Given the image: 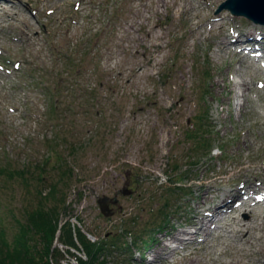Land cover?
I'll use <instances>...</instances> for the list:
<instances>
[{"label": "rangeland", "instance_id": "obj_1", "mask_svg": "<svg viewBox=\"0 0 264 264\" xmlns=\"http://www.w3.org/2000/svg\"><path fill=\"white\" fill-rule=\"evenodd\" d=\"M223 1L1 0L0 243L15 244L59 180L67 200L54 241L59 264L88 260L80 232L103 244L106 264H150L146 246L160 251L151 264H264V216L251 243L230 231L229 214L251 220L244 207L175 252L161 250L164 232H155H178L246 182L264 187V66L220 43L232 27L255 23L217 13ZM102 25L106 38L86 55V74H68ZM103 195L118 196L107 215ZM69 227L73 246L62 235ZM36 233L29 228V243L42 250Z\"/></svg>", "mask_w": 264, "mask_h": 264}, {"label": "trees", "instance_id": "obj_2", "mask_svg": "<svg viewBox=\"0 0 264 264\" xmlns=\"http://www.w3.org/2000/svg\"><path fill=\"white\" fill-rule=\"evenodd\" d=\"M118 11V10H117ZM117 16V12H113V14L108 19V27L112 28L115 25V18ZM107 27L102 25L101 28L97 31L96 35L92 38V41L87 40L88 49L83 54L77 62H70L68 74H73L74 77H81L86 74L88 71V63L85 58L88 53H91L93 48L99 46L100 43H104L105 35L107 34ZM72 55L68 56V59H71ZM65 79L62 82V85L57 86L58 90L64 86ZM43 85L46 86L44 82ZM41 83V84H42ZM79 83V82H78ZM38 84V83H37ZM81 84V83H80ZM80 84H77L78 87ZM44 86V87H45ZM48 88V86H47ZM81 88V87H80ZM79 88V89H80ZM43 90V89H42ZM83 93H89L92 97L97 98V93L93 91L94 89H90L91 91H87V89H80ZM95 94V95H94ZM81 95V94H80ZM204 119L201 120L202 126H205ZM198 132V129H196ZM197 135V134H196ZM212 135V134H211ZM64 162H58V167H63ZM56 166V165H55ZM66 169H60L59 176L64 179H60L64 181V186H67V180H69V174H67ZM70 172V170L68 171ZM58 180V179H57ZM178 181L177 183H180ZM176 189H182L180 185L175 186ZM44 190H41L42 193ZM40 193V194H41ZM57 193V195H55ZM66 196L63 191V187L59 186V180L56 182H50L48 186L47 192L44 195H40L38 198L39 207L33 209L28 212V227L31 229H36V234L39 237V243L42 245V250H39L36 244L29 243L28 233L29 228L22 227L21 232L16 237L15 244L10 246L7 242V239L2 236L4 234L3 230H0V234H2L1 243H0V264H59L57 254H60L56 247L54 246L55 238L57 237V232L60 229V219L59 209L63 207L65 209L66 204ZM52 204V205H51ZM63 226V225H62ZM3 232V233H2ZM79 239L83 246L85 247L88 255V260H83L79 258V264H106V259L102 257L103 255V244L91 242L83 232L79 233ZM64 237V243L69 246L75 245L71 227L65 230V234H62ZM60 234V237L62 236ZM32 248H35V252L32 251ZM69 252V251H68ZM56 258V261H53V258Z\"/></svg>", "mask_w": 264, "mask_h": 264}, {"label": "bare ground", "instance_id": "obj_3", "mask_svg": "<svg viewBox=\"0 0 264 264\" xmlns=\"http://www.w3.org/2000/svg\"><path fill=\"white\" fill-rule=\"evenodd\" d=\"M207 4V2H205ZM202 7H200L201 9ZM1 11V9H0ZM221 16H217L216 20H221ZM200 27V25L198 26ZM232 29L237 31V36L239 37H235L234 39H231L230 42H228L227 40H221L220 43L221 45L225 46V48L229 47L231 43H235V42H239V41H243V39H245V42L247 41L248 43H254L252 41L257 40L261 41L262 37H264V35L262 37H260L259 39H255L256 36V32L261 31L264 33V28L261 25L260 28H258V26L256 27V24L254 27L250 28V30L248 29H244L243 27L240 26H235L232 27ZM230 29V31L232 30ZM238 29V30H237ZM255 30V31H254ZM233 37V35L231 36ZM241 37V39H240ZM247 37V38H245ZM246 44V43H245ZM255 47V43L253 45ZM257 48V47H256ZM257 50V49H256ZM244 52V48H240V52ZM253 52L255 51V49H248L247 52ZM23 67L19 68V71L22 70ZM244 87H249V83L248 82H244L243 83ZM246 185V189H248L250 195L247 199L244 200V208L243 211L251 214V220H243V219H235V216L232 215H228V219L230 220H234V225H231L230 223V231L237 236V238L243 242V243H251V239L253 238L251 235V230L253 227L262 226V222L258 223L257 225H255V223L258 220V217H263L264 216V193L261 194V196H257L256 200L252 199V194L253 193H259L260 192V188L256 187L254 185H251V183H245ZM240 190L238 188H233L231 192L227 193H223V195L221 197H215L211 199V203L208 204L207 206H204L201 208V211L198 212V214H194V218L197 217V221H191V223L195 226V228L193 230H187V229H180L178 232H176V234H174L172 236V238H174L175 240L178 241V246L177 247H173L171 248V250L169 249V243L167 239H161L160 243L163 245L162 249H169L170 252L171 251H176L179 250L181 248H184L186 246H190L194 243V239L196 238V235L202 233V232H206L208 233V225L210 223H213V219L219 215V220L221 223L224 222V217L226 215V213L228 211H225V213H223V209L224 206H231V201L233 200V198L237 195H239ZM259 208V209H256ZM222 211V212H221ZM206 215H204L205 213ZM196 215V216H195ZM204 228V229H203ZM177 234H183V235H177ZM180 247V248H178ZM178 248V249H177ZM154 253H156L154 255V257H158L160 251L158 250L157 252L155 251ZM194 262H197L196 258H190L188 264H192ZM151 264V263H150Z\"/></svg>", "mask_w": 264, "mask_h": 264}, {"label": "water", "instance_id": "obj_4", "mask_svg": "<svg viewBox=\"0 0 264 264\" xmlns=\"http://www.w3.org/2000/svg\"><path fill=\"white\" fill-rule=\"evenodd\" d=\"M228 9L235 15H243L256 23L264 24V0H224L218 8V11ZM129 191L122 189L121 193L127 194ZM118 196L109 197L103 195L97 202L101 211L107 215L110 203H117Z\"/></svg>", "mask_w": 264, "mask_h": 264}]
</instances>
